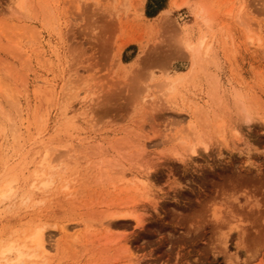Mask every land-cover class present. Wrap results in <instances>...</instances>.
<instances>
[{
  "label": "rangeland",
  "instance_id": "rangeland-1",
  "mask_svg": "<svg viewBox=\"0 0 264 264\" xmlns=\"http://www.w3.org/2000/svg\"><path fill=\"white\" fill-rule=\"evenodd\" d=\"M148 1L0 0L19 264H264V0Z\"/></svg>",
  "mask_w": 264,
  "mask_h": 264
},
{
  "label": "bare ground",
  "instance_id": "bare-ground-1",
  "mask_svg": "<svg viewBox=\"0 0 264 264\" xmlns=\"http://www.w3.org/2000/svg\"><path fill=\"white\" fill-rule=\"evenodd\" d=\"M187 4V0L183 1L181 4H177L174 0H171L170 2V5H169V10H165L161 13V17L162 19L168 17L169 15V12L172 10V9H179L181 8L183 5H186ZM192 45H189L187 44L186 47L189 48L192 52V54H194L196 51H197V46L196 44H193L191 43ZM173 84V82H172ZM247 113V112H246ZM248 114V113H247ZM246 114V118L247 120L249 119L250 120V116ZM245 116H244V119H246ZM243 119V120H244ZM206 145H205V150H206ZM195 148L191 149V153L194 155L195 154ZM249 152V151H248ZM250 153V152H249ZM246 155V154H245ZM249 156V155H248ZM251 157V156H250ZM249 159V158H248ZM45 161V159H44ZM246 161V160H245ZM249 162V161H247ZM49 166V165H48ZM149 175V174H147ZM147 178V176H146ZM148 179V178H147ZM140 180V179H137V181ZM146 182V181H145ZM143 186V185H142ZM41 229H37L35 231V233L33 232L31 235H27L26 237V240H24L21 245H15L14 242L12 243H9L7 244L5 247H1L0 249V257L1 258H4L5 256L7 255H10V254H13L15 253V260H13L12 262H7L6 264H13V262L15 264H19L21 262L24 261V259L26 260V258H30L32 257L33 255L30 254L28 251V247L30 244H34V248L35 249H42V246H41ZM28 250V251H27Z\"/></svg>",
  "mask_w": 264,
  "mask_h": 264
},
{
  "label": "trees",
  "instance_id": "trees-1",
  "mask_svg": "<svg viewBox=\"0 0 264 264\" xmlns=\"http://www.w3.org/2000/svg\"><path fill=\"white\" fill-rule=\"evenodd\" d=\"M164 0H149L146 5L145 14L147 17H154L163 9Z\"/></svg>",
  "mask_w": 264,
  "mask_h": 264
}]
</instances>
